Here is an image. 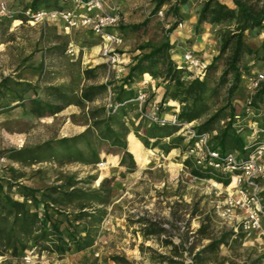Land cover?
I'll list each match as a JSON object with an SVG mask.
<instances>
[{"label":"rangeland","instance_id":"obj_1","mask_svg":"<svg viewBox=\"0 0 264 264\" xmlns=\"http://www.w3.org/2000/svg\"><path fill=\"white\" fill-rule=\"evenodd\" d=\"M29 1L18 0L17 7L25 8ZM48 1L50 7L63 6L59 0ZM219 1L235 8L232 0ZM244 1L255 9L264 7V0ZM203 2L187 0L179 6L177 15L180 19L176 20L170 11L174 0L166 1L161 7L162 17L158 11L153 12V0L143 3L139 0L125 1L123 10L127 12L128 20L122 47L129 54L130 62L135 55L160 45L167 36L172 49L189 46L191 41L183 40L175 31L181 28L175 27L168 33L169 28L165 25L182 19L185 21L189 9L198 16ZM144 20L147 21L143 26L131 28ZM208 24V32L217 42L215 57L219 52V30L225 28L227 23ZM202 32V27L196 30V34ZM244 41L251 51L243 55L240 82L228 103L234 106L238 114L236 123L243 128L237 132L248 141L247 133L257 128L263 129L255 134H261L256 138L260 140L264 139V101L256 111L250 109L249 112L247 108L253 94L251 79L264 74V22L261 27L247 30ZM69 49H72V54L68 52ZM124 50H119V53H124ZM174 53L177 51H168L145 63L149 77L158 84L164 83V93L166 90L174 91L173 81L163 77ZM225 58L226 54L222 55L207 72V90L197 102L200 116L189 122L181 121L184 126L179 128L178 125L170 135L153 138L147 133L151 124L142 115L151 108H147V103L132 101L126 106H119V109L113 105L114 88L122 79L124 65L122 62L112 68L104 61L98 36L85 29H72L65 34L61 27H55L51 22L31 26L25 20L20 23L0 17V81L8 79L7 89L0 95V195L24 201L19 193V185L37 189V203L28 200L27 205L39 219L44 217L45 210L49 213L52 222L47 220L46 225L48 233H51L53 225L64 231L73 229L69 228L70 224H83L74 220V205L69 204L66 196L56 187L72 177L77 187L93 190L98 188L103 178L110 179L109 202L103 206L104 212L97 230H92L91 245L81 250L73 248L60 255L52 248L53 244L40 240L37 245L31 244L18 260L12 258L11 245L5 238L9 223L5 216L0 215V264L5 259L12 260L11 264H78L83 260L85 264H264V239L261 233L244 237L239 229L235 230L239 221L237 211L230 219L221 217L217 212L234 188L226 190L227 185L218 181L221 187L216 188L211 185V181H216L212 177L193 175L192 169L197 164L188 154L190 138L184 136L179 139L189 125L195 127L217 111L219 117L212 128L219 129L227 123V87L230 78L225 83L219 80ZM144 76L139 74L137 80ZM91 85H105L106 89L94 95L93 101L77 105L81 89ZM50 86H62L68 91L65 98L73 99V103L57 114L38 116L31 113L28 107L13 101L19 96L34 97L36 93L47 100L44 89ZM65 98L55 100V96H52L48 100L62 104ZM152 98L153 94L149 97L147 93L146 100ZM176 101L177 106L160 108V112L170 110L168 116L174 112L179 114L183 103ZM113 108L117 109V116L112 120L113 127L126 128L124 139L127 150L142 159L141 165L133 155L134 164L129 159L125 165H119L120 159L117 164L102 159L98 141L106 142L112 150L120 149L112 147L98 134V128L103 129L107 110ZM78 135L82 137L75 146L81 152L75 151L70 156L65 151L61 152L57 141ZM44 144L54 148V156L34 163H22L10 158L16 149ZM95 151L99 158L94 163ZM104 162H108V165L104 166Z\"/></svg>","mask_w":264,"mask_h":264},{"label":"trees","instance_id":"obj_2","mask_svg":"<svg viewBox=\"0 0 264 264\" xmlns=\"http://www.w3.org/2000/svg\"><path fill=\"white\" fill-rule=\"evenodd\" d=\"M59 1L62 4V0ZM166 1L168 0H153V12L160 10ZM174 1L175 3L172 5L170 11L174 18L179 20L180 17L177 15L179 6L185 4L187 0ZM232 2L235 5V8H231L224 3H221L219 0H204L198 11V25L204 22H208L213 25L227 23L225 28L219 30L218 55L215 56L212 63L209 64L203 79H187L183 77V72L175 68L174 60L170 57L163 77H166L167 80L173 81L174 91L171 92L166 90L162 97L164 101H160L158 103L160 108L163 109L165 108L166 101L172 100L174 105L177 106L178 103L176 100H179L183 103L181 111L178 114L180 122L183 120L189 122L198 118L200 116V111L198 110L199 106L197 105V102L207 90V72L222 55L226 54L224 68L219 80L221 83H225L227 82V78H230V81H228L229 86L227 87V106L229 108L227 123L219 129L212 128L215 120L219 117V111H217L214 114L209 115L202 123L194 128L198 133H210V145L213 149H217L222 152L232 151L235 152L238 157H246L253 151L256 146L257 139L255 137H248V141H244V138L237 132L236 128V125L239 123H236L235 116L238 114L235 113L236 111L234 106L228 102L233 97L234 91L240 82V63L243 55L245 52L247 53L251 51L244 41L245 32L262 26V23L264 22V7L255 9L254 6L248 4L244 0H232ZM49 5L50 3L48 0H30L27 7H30L32 10L54 8ZM59 8H64V5ZM146 21L147 20H144L143 23L139 25H133L131 28L137 29L143 26ZM178 22L176 23L175 21L171 24V27L168 29V33L175 29ZM125 26L126 24H122L119 27V31L123 35L124 29H126ZM171 50L172 45L169 37L167 36L160 45L152 46L148 52L140 53L139 55L134 56V59H132L124 70L119 85L114 88L112 103L117 109H119V106H126L129 104L131 102L129 100L135 98L136 95L142 91V86L139 85L142 83L137 80V77L139 74H144L145 77H149V69L145 66V63L149 60H154L153 58L155 56L165 54ZM7 81V78L0 81V95H3V91L7 89ZM134 84H138L139 86L136 88L134 87ZM29 89L34 90L33 87H30ZM105 89V85H91L83 87L81 89L79 99L76 100V104L82 105L85 101H93V96L102 93ZM44 91L48 97L47 100L41 99L38 96V93H36L34 97L19 96L18 99L13 101H17V104H22L23 106L28 107L31 113L38 116H44L45 114H57L73 103V99L69 100L66 99L68 97L65 98L68 91L66 92L62 86H50L45 88ZM52 96H55V100L65 98L66 101L62 104L53 103L48 100ZM189 99H191L190 103L188 102ZM263 101L264 80L260 81L258 87L253 91L252 97L250 101H248V108L256 111L260 108V103ZM149 102H151V100L145 101L147 106ZM117 109L113 108L107 110L105 119L103 120V129L98 128V134L104 140L109 141L112 147H119L122 149L123 153H121L120 149H110L106 142L103 141H98L99 152L104 161H114L117 164L120 159L119 165H125L127 159H129L131 164H134V156L136 162L141 165L142 159L136 154H133L131 150H127L124 139L126 135V128L116 129L113 127L112 120L117 116L115 114ZM160 115H162L161 112ZM150 124L151 127H149L147 133L153 138H160L165 134L170 135L177 127V125L158 126L154 123ZM87 129L88 127L86 130ZM184 136L188 137L187 131L181 134L179 139ZM81 137L82 135H78L73 138H62L57 141L59 146L58 148L61 152L65 151V153L69 156L75 151L81 152L77 150L75 146L79 143ZM193 142L194 139L189 140V147L193 145ZM12 153L13 154L10 155V158L22 163L39 162L42 161V158L44 157L55 155L54 148H51L48 144L36 146L34 148L16 149ZM62 154L64 155V153ZM98 158V153L95 151L93 153V162H97ZM192 174L199 177L210 176L224 185H228L230 181V177H225L218 172L212 171V169L208 167L195 166V169H192ZM0 182L1 187V179ZM76 184L77 183L73 180V178L69 177L66 182L56 187V189L66 196V200L69 204L74 205V220L76 222H83V224H70L69 228L72 227L73 229H65L64 231L61 230L59 226L53 225L54 230L51 233H48V226L46 225L47 220L52 222V218L49 213L45 210L43 213L44 217L39 219L38 215L32 212L27 205L28 200L34 204L37 203V189L30 188L26 185H19V193L24 198V201H18L11 199L10 197H2L0 195V215L5 216L7 222L9 223V227H7L5 231V238L6 242L11 245L10 249L12 258L19 260L22 253L27 252L31 244L37 245L40 240L53 244L52 248L60 255H63L65 252L70 251L73 248L81 250L91 245L93 241L92 230H97L104 212L103 206L109 202L110 179L103 178L100 181L98 188L93 190H83L77 187ZM86 208H90V210H86ZM218 242L219 241L216 243ZM11 262L12 260L5 259L2 263L11 264ZM78 264H85V262L83 260Z\"/></svg>","mask_w":264,"mask_h":264},{"label":"built area","instance_id":"obj_3","mask_svg":"<svg viewBox=\"0 0 264 264\" xmlns=\"http://www.w3.org/2000/svg\"><path fill=\"white\" fill-rule=\"evenodd\" d=\"M13 0H0V17L9 18L20 23L25 20L29 25L35 26L43 22L59 24L63 33L67 34L72 29H85L101 39V56L112 68L122 64L120 48L124 44L123 34L119 31L120 25L124 24V17L119 7L113 4L114 0H62L64 8H41L32 10L30 7H17L12 4ZM150 1V0H140ZM163 16V9L158 10ZM179 21L178 28L182 27ZM167 23L165 27L170 28ZM73 53L72 49L68 50ZM175 68L183 72L187 79H203L209 62L198 56L192 50H184L177 60H174ZM264 80V74L260 73L251 79L250 89L254 91L260 81ZM143 85H148L150 79L143 77ZM147 98L146 91H140L135 101L142 104ZM247 111H251L247 108ZM150 123L158 126L181 124L176 112L170 116L160 115V106L156 103L149 111L142 114ZM238 118V116H235ZM190 126V125H189ZM187 127L188 137L194 139L193 145L188 148V154L193 156L197 166L208 167L225 177H230L233 187L226 190L234 191L227 194L218 214L230 219L234 212L239 213V232L244 237H250L255 232H260L264 239V139L257 140L253 151L246 157H238L232 151H219L210 145V133H198L192 126ZM237 131L243 128L236 125ZM261 131V130H257ZM28 259V257H25Z\"/></svg>","mask_w":264,"mask_h":264},{"label":"crops","instance_id":"obj_4","mask_svg":"<svg viewBox=\"0 0 264 264\" xmlns=\"http://www.w3.org/2000/svg\"><path fill=\"white\" fill-rule=\"evenodd\" d=\"M125 1H128V0H114L113 4H115L119 7V9L121 10L123 17H124V24H127L126 23V21L128 20L126 17L127 12H125L123 10V5H126ZM143 2L144 1H140V3H143ZM11 3L14 5H17L18 0H13ZM185 18H186L185 21H183V19L181 20V22L183 24L181 29H176L175 31H178V34H180L184 38L183 40H186V41L190 40L191 42H189V46H185V47L179 46V47L172 49L171 50L172 52L177 51V53H174L175 54L174 58L172 55L173 60H177L180 57V55L182 54V52L184 50L188 49V50H192L198 56H201L202 58L206 59L209 63H211L214 55L216 54L217 42H216V39L212 40V37H211L210 33L208 32L209 31L208 27H210V25L207 22H204V23L198 25V23H197L198 16L196 14H194L191 9H189L187 11ZM51 24L55 27H60L59 24L52 23V22H51ZM201 27L204 28V32H202L200 34H196V30L199 31L201 29ZM185 37H187V38H185ZM179 49H181V51H179ZM120 50H124V47H121ZM122 58H123V60H122L123 65H124V67L122 69L125 70L127 65L129 64L130 60H131L129 54L125 53V50H124V53H122ZM146 78L150 79V83L146 86L143 84H139V85L142 86L143 91H146L149 94V97L151 94H153V98L151 99V103L149 102L148 106H147V108H150V107H152V105L161 101V99L163 97V93H164V88H163L164 83L158 84L155 79H153L151 77H146ZM142 79L143 78H141V80ZM141 80H140V83H141ZM139 85L137 84V85H135V87L137 88ZM169 106H171V103L168 100L167 103H165V108L166 107L169 108ZM161 114L168 116L170 114V110L169 111H163V112H161ZM249 124H251V126H254L252 123H249ZM257 130L263 131L262 129H256L252 133H247L248 134L247 138L248 137L249 138L254 137V136H256L255 138L261 137V134L255 135L256 133L261 132V131H257ZM245 142H247V141H245Z\"/></svg>","mask_w":264,"mask_h":264},{"label":"bare ground","instance_id":"obj_5","mask_svg":"<svg viewBox=\"0 0 264 264\" xmlns=\"http://www.w3.org/2000/svg\"><path fill=\"white\" fill-rule=\"evenodd\" d=\"M146 77H148V76H146ZM169 102L171 103V106H175L172 100H169ZM103 165H104V166H107V165H108V162H104ZM104 166H103V167H104ZM211 185H212L213 187H216V188H220V187H221L220 183H218L217 181H211ZM231 187H233V183H231V184L228 186V188H231Z\"/></svg>","mask_w":264,"mask_h":264}]
</instances>
